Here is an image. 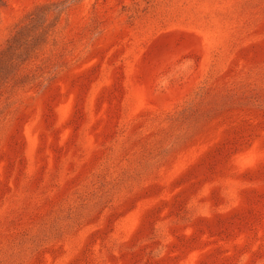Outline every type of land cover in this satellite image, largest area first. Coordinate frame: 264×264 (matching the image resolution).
<instances>
[{
    "label": "rangeland",
    "instance_id": "374dc122",
    "mask_svg": "<svg viewBox=\"0 0 264 264\" xmlns=\"http://www.w3.org/2000/svg\"><path fill=\"white\" fill-rule=\"evenodd\" d=\"M0 264H264V0H0Z\"/></svg>",
    "mask_w": 264,
    "mask_h": 264
}]
</instances>
